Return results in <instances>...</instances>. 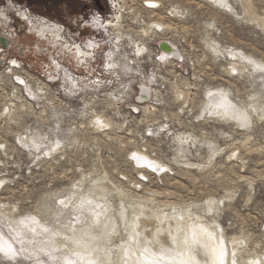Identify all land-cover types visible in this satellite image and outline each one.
<instances>
[{
  "label": "rangeland",
  "instance_id": "rangeland-1",
  "mask_svg": "<svg viewBox=\"0 0 264 264\" xmlns=\"http://www.w3.org/2000/svg\"><path fill=\"white\" fill-rule=\"evenodd\" d=\"M15 1L71 34L63 51L29 33L19 8L0 9V37L12 33L0 48V264H105L103 252L139 247L135 233L146 245L128 254L135 264L170 261L168 243L148 244L158 222L196 230L200 264L215 249L218 264H264V0H157L155 11L122 0L106 13L120 31L97 32L83 30L80 0ZM73 45L91 60L79 66ZM108 223L118 233L105 243ZM96 235L93 249L79 241Z\"/></svg>",
  "mask_w": 264,
  "mask_h": 264
},
{
  "label": "bare ground",
  "instance_id": "bare-ground-1",
  "mask_svg": "<svg viewBox=\"0 0 264 264\" xmlns=\"http://www.w3.org/2000/svg\"><path fill=\"white\" fill-rule=\"evenodd\" d=\"M149 4H152V2H149ZM121 16H116V22L115 23H113V22H108V24L110 25V26H112L113 28H115L116 30H118V31H120V29H121ZM155 24V23H154ZM157 26V28H160V27H162V25H158V24H156ZM151 27H154V26H150L149 27V30H150V28ZM45 29H47V30H49L48 28H45ZM152 29V28H151ZM148 30V29H147ZM163 30V29H162ZM152 31V30H151ZM48 32V31H47ZM46 32V33H47ZM145 32V31H144ZM143 32V33H144ZM150 32V31H149ZM53 38L55 39V42L57 41L60 45L62 44L61 43V39L63 38L60 34H59V32H57V33H54L53 34ZM121 38H123L122 36H121V34H119L118 33V37H117V40H115V42H114V46H115V51L113 52V53H111V54H109V58H108V69H110V70H113V69H115L116 68V61L115 60H113L112 58H113V55L112 54H114L115 52H116V50H118V48H119V42L121 41L120 39ZM49 39H50V37H49ZM48 38H47V40L49 41V42H51L50 40H49ZM121 45V44H120ZM161 49H162V52L165 54V56L166 57H170V58H174V55H176V53L174 54V52H173V54H171L172 52H171V47L169 48V46H167L166 44L165 45H163L162 47H161ZM173 51V50H172ZM177 51V50H176ZM175 51V52H176ZM79 55H82V57H83V59H85L87 56H85L86 54L85 53H83V51H80L79 52ZM111 55V56H110ZM84 56H85V58H84ZM108 57V56H107ZM176 58V57H175ZM179 59V58H178ZM107 60V59H106ZM105 60V61H106ZM148 91V90H147ZM146 90H145V92L143 93V95H142V99L143 98H146L148 95V92H147ZM224 100V99H223ZM225 100H226V98H225ZM222 102V101H221ZM230 102V101H229ZM221 104V103H220ZM224 104V103H223ZM226 106V108L228 107V105H225ZM235 106V105H234ZM220 107V106H219ZM236 107V106H235ZM223 109V107L221 108V110ZM229 109V108H228ZM227 109V110H228ZM232 109H233V107H232ZM218 110L220 111V109L218 108ZM226 110V111H227ZM224 111V110H223ZM225 111V112H226ZM233 111V110H232ZM235 113V112H234ZM229 114V113H228ZM241 114H242V112H241ZM241 114H239V115H241ZM229 115H231V112H230V114ZM245 115V114H244ZM247 116V115H246ZM233 117V116H232ZM234 118L235 119H238V116L237 115H235L234 116ZM248 119H249V117H247ZM243 119V118H242ZM245 120H247L246 119V117H245ZM237 121V120H236ZM240 121H241V119H240ZM247 122H248V124L247 125H249V121L247 120ZM251 123V122H250ZM246 124V123H245ZM244 124V125H245ZM243 125V124H242ZM243 125V126H244ZM85 201V200H84ZM82 205V204H81ZM90 205V204H89ZM89 207V209H90V206H88ZM93 207H94V205H93ZM80 210H81V207H80ZM84 210H86L85 209V207H84ZM84 210H82V211H84ZM90 211V210H89ZM92 211H96V210H92ZM91 211V212H92ZM89 214V213H88ZM94 213H92V215H93ZM106 217V216H105ZM114 220V219H113ZM185 220V219H184ZM141 222V221H140ZM187 222V221H186ZM143 223V222H142ZM146 223V222H145ZM145 223H143V224H145ZM139 224V223H138ZM147 224V223H146ZM186 224V223H185ZM187 225V224H186ZM193 224H191V226H192ZM196 225V224H195ZM105 226V225H104ZM137 226V225H136ZM145 226V225H144ZM151 226V225H150ZM190 227V225L189 226H184V228H186V229H188ZM133 228V227H132ZM135 228V227H134ZM145 228V227H144ZM166 228H164L162 225H161V223H159L158 222V225L155 227V228H153L152 229V234H151V241H149L148 242V244L150 245V243H153V244H156L157 246H159L160 248L163 246V245H165V243H168V245L169 246H171L169 249L173 252H170V253H168L167 254V259H170V261L168 260H163L162 258H161V256H160V254L162 253H160V254H158V253H155V254H153L152 252H151V254H150V256L152 257V259L150 258H148L149 260H141V259H139L140 261H142V263H140V264H200L201 263V261L199 260V259H197V258H195V248H196V246H197V244L198 243H196L197 242V239H196V236H197V234H196V236H194V233H197L196 232V230H195V232H194V230L192 231V229L190 228V229H188V230H186V232H184V233H180V231L181 230H179V232L176 234V233H172V231L170 230V228H168L167 230H165ZM132 230V229H131ZM150 230V229H149ZM202 230H205V232L207 231L205 228L204 229H202ZM133 231V230H132ZM131 231V232H132ZM145 232H147V231H145ZM168 232H169V238H170V240H168L166 237V235L168 234ZM192 232H194V233H192ZM118 233V230L116 229V223H108L104 228H102V230H101V235L100 236H103V237H101L102 238V240L101 241H103V242H105L106 243V241L107 242H109L111 239H112V237H114V235H116ZM132 233H134V232H132ZM199 233V232H198ZM206 233H208V231L206 232ZM150 234V233H149ZM88 235V234H87ZM199 235V234H198ZM83 236H85V235H83ZM99 236V237H100ZM139 236V235H138ZM142 236V235H141ZM140 236V237H141ZM201 236V235H200ZM211 237V235H209V233L207 234V235H203L202 236V240H206V242L207 241H209L210 242V237ZM90 237V236H89ZM199 237V236H198ZM83 238H85V240H86V237H83ZM145 238V237H144ZM82 238H80L79 239V241L81 242V243H83V245L84 246H86L87 244L89 245L88 247H90V248H92L95 244L97 245V243H98V236L96 235V236H92L91 238H89L88 239V241L86 240V241H83V240H81ZM132 239V238H131ZM148 239V238H147ZM114 240V239H113ZM133 241H135L137 244H139V247H142V245H144V244H142V241L141 242H139V238L137 237V235H136V233H135V236H134V238L132 239ZM131 240V241H132ZM144 240V239H143ZM149 240V239H148ZM132 241V242H133ZM145 241V240H144ZM204 241H201L200 240V242H204ZM208 242V243H209ZM134 243V242H133ZM100 244H101V242H100ZM131 244V243H130ZM145 244H147V243H145ZM201 244H203V243H201ZM105 245H107V244H105ZM162 245V246H161ZM102 246V245H101ZM144 246H146V245H144ZM96 247V246H95ZM100 247V246H99ZM139 247H137V248H132V245L131 246H128V248H126V245H122L121 247H117L118 249H117V252H116V256L115 257H111V254H112V252L111 251H106L104 248H103V251H106L105 253L103 252V254H104V257H106L105 258V260H104V263L105 264H114L113 263V261H115V260H117V262L118 263H116V264H120V263H123L125 260H126V258H127V260H129L128 261V263H126V264H135V262H134V260H132L130 257H129V255L128 254H132V255H134L136 252H134V250H140L141 251V248L139 249ZM164 247V246H163ZM145 248H149L150 249V246H148V247H145ZM159 248V249H160ZM166 248H167V246H166ZM167 248V249H168ZM89 249V248H88ZM93 249V248H92ZM101 249H102V247H101ZM180 250L181 249V251H182V253H181V255L183 256H186L187 257V260L185 261V262H183V260H182V256L180 257V253H176L175 252V250ZM94 250H96V248L94 249ZM161 250H162V248H161ZM92 251V250H91ZM91 251H90V254H92L91 253ZM97 251H98V249H97ZM100 251V250H99ZM95 252L96 254H98V253H100V252ZM143 251V250H142ZM147 251V250H146ZM132 252V253H131ZM144 252V251H143ZM156 252V251H155ZM158 252H159V250H158ZM214 252V251H213ZM212 252V253H213ZM165 253V252H164ZM163 253V254H164ZM167 253V252H166ZM84 254V253H83ZM219 254H221L220 253V251L219 250H217V249H215V256H216V261H213V264H218V258H217V255H219ZM89 255V254H88ZM131 255V256H132ZM143 255H146V252L143 254ZM147 255H148V251H147ZM165 255V254H164ZM164 255H162V256H164ZM83 256V255H82ZM92 256V255H91ZM94 256H96L95 254H94ZM99 256V255H98ZM135 256V255H134ZM141 256V255H140ZM211 256V254H209L208 255V259L209 258H211L210 257ZM212 256H214V254H212ZM85 257H86V255H85ZM103 257V258H104ZM133 257V256H132ZM145 257V256H144ZM154 257V258H153ZM91 258V257H90ZM98 258V257H97ZM142 258V257H141ZM215 258V257H214ZM88 259H89V257H88ZM137 259V258H136ZM85 260V259H84ZM95 260V259H94ZM211 260H212V258H211ZM210 260V261H211ZM89 262H91V259H90V261ZM97 262V261H96ZM147 262V263H146ZM72 263V262H71ZM92 263H94V261L92 262ZM92 263H89V264H92ZM212 263V262H211ZM125 264V263H124ZM138 264V263H137Z\"/></svg>",
  "mask_w": 264,
  "mask_h": 264
},
{
  "label": "built area",
  "instance_id": "built-area-1",
  "mask_svg": "<svg viewBox=\"0 0 264 264\" xmlns=\"http://www.w3.org/2000/svg\"><path fill=\"white\" fill-rule=\"evenodd\" d=\"M4 1L6 2L7 5L10 4V5H13L14 7L19 8L20 9L19 11L21 13L25 14L27 18L30 17V18H33V19L34 18H36V19L41 18L42 19V17L36 15L32 10H30L28 7H26L24 5L14 4V3H12L11 0H4ZM101 2H102V5H103V8H104V5H105L106 12L104 11V9L103 10H99L97 8L95 0H82V3L84 5L83 12L87 9V12H85L83 15H81L80 16V19H79L80 20V24H83V30H85V29L88 28L89 30H93V31L97 32V30H99V28L101 27L102 24H105L106 23V25H107L109 21H107V18L106 17H111V16L109 14H106V13L107 12L109 13V11L111 13H116L119 10V8H120V3L122 2V0H101ZM149 2H152V4H149ZM143 7L146 10H148V11H155V10H160V8L162 9L163 8V3H161V2H159L157 0H146V1L143 2ZM168 9L174 11L173 6H169ZM45 19H47V18H45ZM21 20L25 24H27V25L29 24L25 20H23V19H21ZM48 20L50 22H52L50 19H48ZM15 22L16 21L14 20L11 24H15ZM20 22L21 21L16 22V23H20ZM23 22H21V24L22 25H25ZM110 22H112V21H110ZM59 26H60V28L62 30V33L65 34L67 37L71 34L70 31H69V29H67L64 25L61 24ZM11 34H12L11 32H6L4 34V38L10 40V43L12 42V35ZM114 39L117 40V38H114ZM113 42L114 41L112 40V43ZM120 42H119V45H120ZM92 43H91L92 44L91 45V48L92 49H96L97 51L98 50H101V46L102 45L95 44V41L92 42ZM111 47H113L112 44H111ZM0 48H1L2 51L6 49V48H4L1 45H0ZM160 49H161V46H160ZM92 55L94 56L93 58L97 57V54H95L93 52H92ZM81 66H83V65H81Z\"/></svg>",
  "mask_w": 264,
  "mask_h": 264
},
{
  "label": "flooded vegetation",
  "instance_id": "flooded-vegetation-1",
  "mask_svg": "<svg viewBox=\"0 0 264 264\" xmlns=\"http://www.w3.org/2000/svg\"><path fill=\"white\" fill-rule=\"evenodd\" d=\"M11 1L14 4L22 5V3H19L18 1H15V0H11ZM22 1H24V2H43L44 8L47 9V10L49 9V11H50V6H51V3H50L51 1L50 0H22ZM80 1L82 2V0H80ZM6 5L7 4H6V2L4 0H0V9L1 8H4ZM100 5L103 7L101 0H100ZM11 6L12 5H10L9 8ZM3 12H4V10L0 11V28L1 29L2 28L8 29V26H7V23H6L7 22L6 20L8 19L7 18V14H5ZM21 14H22V17H23L22 19L25 20L30 25V32L29 33H33V31L34 32L36 31L40 35V36L37 35V37L39 36V38H42V39H47V38L49 39V37H50L49 40L51 41L52 46H54V47H56L58 49H61L62 48L63 51L66 49L65 46L63 45V43L60 45L57 41L55 42V39L53 38V34L54 33H57V32H59V34L64 39L66 38L64 35H62L63 33H62V30H61L59 24H57L55 22H50L48 19H45V18H42V19H36V18L33 19V18H30V17L27 18L25 14H23V13H21ZM4 19H5V21H4ZM45 28H48L49 30H47ZM42 34H44V35H42ZM29 35L33 36L34 39L36 38L35 35H32V34H29ZM74 47H75L74 48V50H75V52H74V54H75L74 56L75 57L74 58L77 60V63L79 64V66L84 65V64L87 63V61L91 60V57L89 58L87 53H85L86 54L85 56H87L86 58L84 56L85 59H83L82 55H79V52L80 51H83V49L81 47H79L77 45H75ZM63 51L61 50V52H63ZM67 51H69V50H67ZM45 53L48 54L49 53V50H47V52H45ZM83 53H84V51H83Z\"/></svg>",
  "mask_w": 264,
  "mask_h": 264
},
{
  "label": "water",
  "instance_id": "water-1",
  "mask_svg": "<svg viewBox=\"0 0 264 264\" xmlns=\"http://www.w3.org/2000/svg\"><path fill=\"white\" fill-rule=\"evenodd\" d=\"M96 6L99 10H103V7L100 5V0H95ZM0 45H2L5 48H8L10 46V40L0 37Z\"/></svg>",
  "mask_w": 264,
  "mask_h": 264
},
{
  "label": "trees",
  "instance_id": "trees-1",
  "mask_svg": "<svg viewBox=\"0 0 264 264\" xmlns=\"http://www.w3.org/2000/svg\"><path fill=\"white\" fill-rule=\"evenodd\" d=\"M51 2H52L54 5L59 4L58 1L54 2V1L51 0ZM51 2H50V3H51ZM83 6H84V5H83ZM104 11L106 12V7H105V5H104Z\"/></svg>",
  "mask_w": 264,
  "mask_h": 264
},
{
  "label": "crops",
  "instance_id": "crops-1",
  "mask_svg": "<svg viewBox=\"0 0 264 264\" xmlns=\"http://www.w3.org/2000/svg\"><path fill=\"white\" fill-rule=\"evenodd\" d=\"M42 35H44V34H42ZM85 53V52H84Z\"/></svg>",
  "mask_w": 264,
  "mask_h": 264
}]
</instances>
